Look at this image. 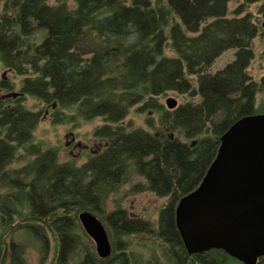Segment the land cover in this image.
I'll use <instances>...</instances> for the list:
<instances>
[{
	"label": "trees",
	"instance_id": "obj_1",
	"mask_svg": "<svg viewBox=\"0 0 264 264\" xmlns=\"http://www.w3.org/2000/svg\"><path fill=\"white\" fill-rule=\"evenodd\" d=\"M3 1L0 59L25 76L22 93L73 109L71 118H103L96 135L108 144L81 166L60 163L55 149L31 143L38 113L0 98V264H28L25 249L36 243L49 249L50 233L64 263L78 247L74 226L83 210L103 220L113 250L106 259L86 250L79 264H128L124 237L154 229L123 208L106 210L105 201L132 170L146 189L169 197L156 233L175 264L219 263L206 254L223 250L188 252L176 208L203 181L222 135L240 118L260 114L264 75L258 84L248 72L259 32L251 15L229 17L231 0ZM36 32L42 40L30 42ZM228 49H235L233 61L211 72ZM168 91L199 100L164 109L156 99ZM137 104L157 108L162 122L193 142L124 131L118 123ZM58 114L55 120L64 122L66 114ZM21 150L33 159L12 168Z\"/></svg>",
	"mask_w": 264,
	"mask_h": 264
},
{
	"label": "rangeland",
	"instance_id": "obj_2",
	"mask_svg": "<svg viewBox=\"0 0 264 264\" xmlns=\"http://www.w3.org/2000/svg\"><path fill=\"white\" fill-rule=\"evenodd\" d=\"M53 3L54 0H51ZM228 16L251 15L253 21L258 26L259 32L252 42L254 57L248 67V72L259 84L264 75V0H259L251 4H244L242 0H231L229 3ZM4 13V1L0 0V15ZM42 33L36 32L31 36L30 42L39 43L42 40ZM169 51V49L167 50ZM235 57V49H228L220 54L210 67L211 72H216L232 62ZM25 76L16 73L12 68L6 67L0 59V98L8 103L20 100L25 107L38 113V123L33 131L31 143L39 145L42 149L53 148L57 152L60 163H70L81 166L93 155L102 151L108 141L96 135L98 128L105 123L103 118L95 117L89 120L83 118H71L74 115L73 109L55 108L53 105L45 103L30 95L22 93V80ZM192 82L196 87L195 78ZM2 85L10 86L4 88ZM22 93V94H20ZM173 97L178 105L188 101L199 100L198 95L189 93L180 94L176 91H168L157 97V105L168 109L166 99ZM256 107L258 113H264V87L260 88L256 97ZM65 115L64 122L56 121L54 113ZM65 113V114H63ZM119 126L124 131L145 130L161 138H179L181 140L193 142L186 139L180 129L174 128L171 124H166L160 120L157 108L153 106L134 105L130 108L127 116L120 121ZM33 159V155L25 151H20L12 168H20ZM146 181L136 171H130L121 182L118 189L110 193L105 201V208L112 211L117 207L123 208L134 218H141L151 222L153 232L133 234L124 237L126 248L124 249L128 264H175L169 257L168 246L159 238L156 233L159 222V213L162 207L167 204L169 197H161L145 188ZM102 220V219H101ZM103 221V220H102ZM105 225V224H104ZM108 234L109 230L105 225ZM74 233L78 239V247L67 258L64 263H60L55 237H50V247L45 250L39 243L35 246H28L25 249L24 257L28 264H79L86 250L96 252L94 241L85 232L79 219L77 218ZM110 236V234H109ZM111 239V238H110ZM112 242V241H111ZM213 250V249H211ZM123 251V250H122ZM210 251V250H209ZM225 253V252H224ZM219 260L216 264H244L237 258H230L228 254H206Z\"/></svg>",
	"mask_w": 264,
	"mask_h": 264
},
{
	"label": "water",
	"instance_id": "obj_3",
	"mask_svg": "<svg viewBox=\"0 0 264 264\" xmlns=\"http://www.w3.org/2000/svg\"><path fill=\"white\" fill-rule=\"evenodd\" d=\"M166 105L171 110L178 102L168 97ZM78 219L98 257L108 258L113 248L103 221L87 210ZM177 224L190 254L219 249L257 264L264 254V113L240 118L222 135L203 181L181 199Z\"/></svg>",
	"mask_w": 264,
	"mask_h": 264
},
{
	"label": "flooded vegetation",
	"instance_id": "obj_4",
	"mask_svg": "<svg viewBox=\"0 0 264 264\" xmlns=\"http://www.w3.org/2000/svg\"><path fill=\"white\" fill-rule=\"evenodd\" d=\"M182 198H183V197H182ZM182 198H181V199H182ZM181 199H180V200L178 201V203H177V208H178V205H179ZM177 208H176V210H177ZM176 213H177V211H176ZM263 257H264V254L258 256L257 264H258V262H259Z\"/></svg>",
	"mask_w": 264,
	"mask_h": 264
}]
</instances>
